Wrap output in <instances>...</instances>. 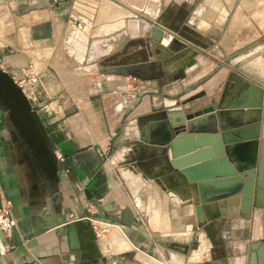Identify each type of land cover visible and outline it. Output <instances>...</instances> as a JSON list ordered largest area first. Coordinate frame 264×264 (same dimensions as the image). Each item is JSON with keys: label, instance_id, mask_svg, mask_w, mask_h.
Instances as JSON below:
<instances>
[{"label": "crops", "instance_id": "crops-1", "mask_svg": "<svg viewBox=\"0 0 264 264\" xmlns=\"http://www.w3.org/2000/svg\"><path fill=\"white\" fill-rule=\"evenodd\" d=\"M117 1L101 0V20L90 21L80 13L85 12L83 0H0V67L14 79L23 76L30 60L46 81L42 88L50 91L48 63L36 66L21 47L25 42L26 47L45 49L37 51L43 58L51 53L50 58L53 52L46 48L55 46L69 18L85 22L83 32L91 29L86 35L75 30L72 37L76 45L87 37L85 67L104 62L99 67L102 78L90 76L83 82L85 73L61 64L56 91L71 89V94L38 104L62 163L56 180L49 178L0 101V204L9 199L15 218L9 235L0 230V264H264V248L259 250L264 245V209L253 208L251 217H244L238 197L232 196L201 204L205 220L199 224L196 203L177 184L175 172H169L167 181L161 177L163 146L139 132L144 118L159 109L220 102L231 106L243 89L254 100L248 81L264 88V0L242 5L240 0ZM130 16L149 19L181 39L164 44L139 31L89 59L93 40L128 30ZM1 31L10 37L2 38ZM107 42H96L94 52L104 51ZM60 52L55 53L57 61L77 54ZM246 125L253 133V123ZM260 133L264 137V105ZM123 148L125 156H134L130 164L120 159ZM149 153L145 165L140 158ZM120 167L153 177L165 198L164 210L159 202L147 213ZM92 218L111 226L103 238L96 236ZM193 238L196 244L190 246ZM162 252L172 262L161 261Z\"/></svg>", "mask_w": 264, "mask_h": 264}, {"label": "water", "instance_id": "water-1", "mask_svg": "<svg viewBox=\"0 0 264 264\" xmlns=\"http://www.w3.org/2000/svg\"><path fill=\"white\" fill-rule=\"evenodd\" d=\"M138 18L149 26L142 31L143 35L159 42L163 28L142 16ZM248 83L256 94L252 101L246 98L243 89L234 105L220 102L186 109H159L144 118L147 120L143 126L139 125L144 139L163 146L167 168L162 172H175L177 184L196 203L194 211L199 224L205 220L201 204L219 199L237 196L239 213L247 218L253 208L264 209V137L260 133L264 88L250 80ZM0 101L10 109L16 126L49 178L56 180L62 163L56 157L37 108L1 67ZM248 113L252 114L250 119ZM251 122L253 133L245 127Z\"/></svg>", "mask_w": 264, "mask_h": 264}, {"label": "rangeland", "instance_id": "rangeland-1", "mask_svg": "<svg viewBox=\"0 0 264 264\" xmlns=\"http://www.w3.org/2000/svg\"><path fill=\"white\" fill-rule=\"evenodd\" d=\"M112 1L118 2L117 0H112ZM246 1L248 2V0H240L239 2H241V5H242V4H245L244 2H246ZM255 1L259 4L263 2L262 0H255ZM100 2H101V0H83V4L85 5V7H84L85 12L83 11V13L82 12H80V13L83 15V17L85 19H89L90 21L101 20L100 15L98 13V6H99ZM255 14H256V12H255ZM0 18H2L1 15H0ZM70 20H73V18H71V19L69 18L66 21V25H67L66 27L67 28L64 30V32L62 31L59 34V37H58L57 42L55 43V46H53L52 49H51V47L46 48L47 51L53 52V54L51 55L50 58H48V57L50 56L51 53L49 54V56H47V57L45 56L44 57L45 60H44L43 56L37 51L38 49H41V50H45V49L32 47V46L26 47V44L23 41L24 44L22 45L21 48L26 50L27 52H29L32 55L33 62L35 63L36 66H43L45 63L46 64L48 63L46 66V68H47L46 70H48L46 76H47L48 82L50 81V83H52L53 86L50 88L49 92H48V90L46 92V90L44 88H42V85L39 84L40 86H38V87L41 88V93H40V96H39L37 102L44 101L45 104H49L55 100L61 101L65 98H68L67 96L71 94V89H69L70 93L65 91V90L60 91V92L56 91V84L59 80L58 75L56 73V70L59 69V66H61V64H65V65L66 64H72L74 67L75 66L77 67V69L80 71V74H81V72H83V75L85 73L83 80L80 78L81 82L87 81L88 78H90V76H91V78L94 77L95 75H96L95 77H97V78L103 77V75L99 71V67H104L103 61H99V62L96 61L97 63L95 64L94 67L92 66L91 69L85 67V66H88V63H87L88 59H86V60L84 59L85 55H83V52H86L88 50L89 44L86 43L87 37L85 36L86 37L85 41L81 42L82 45H76L74 40L72 39V37L74 38V34H76V33L78 34V30H76L75 31L76 33H74V31L69 26ZM81 24H82V22H81ZM82 26H85V22H83ZM82 30L80 29V34L82 33V34L86 35V31H90L91 29L90 30L87 29L84 32ZM1 33H2V36H1L2 38H5L4 36L8 35L3 31H1ZM80 34L78 36H82ZM90 36H88V42H89ZM7 37H10V36H7ZM8 39H11L10 41L12 42L14 38L12 37V38H8ZM81 46H82V48H81ZM17 47H19V46H17ZM60 51L70 52V53H72V52L76 53L77 52V54L74 55V59L65 60V61L64 60H58L57 61L55 53H57V52L61 53ZM37 56L42 57V59H39ZM72 57H73V54H72ZM31 63H32V61L29 60L28 64H31ZM27 68H28V66H27ZM74 71H76V69ZM67 74L68 75L72 74L71 70L68 71ZM39 76H40V79L42 82L44 80L43 76H41L40 73H39ZM44 82H46V81L44 80ZM45 85H47V84H45ZM59 93H63L64 95H60ZM197 96H199V95H197ZM36 108H38V104L36 105ZM142 148H143V150H145L144 147H142ZM147 151H149V150H147ZM125 152H126L125 148H123L122 151L120 152L121 153L120 159L125 164L126 163L130 164V162H132V159L134 156L133 155L129 156V154H128V156L127 155L125 156V154H124ZM150 157H151V154L149 153V155H145V157L142 156L140 159L142 161L145 160L144 164L147 165V163L151 160ZM119 165H120V163H119ZM165 168H167V165L166 166L164 165L162 167L161 171H163ZM120 169H121V173L123 174V176L127 179L129 184H131L133 186V188L136 190L137 194L140 196V198L143 202V207L145 208V211H147V213L148 212L150 213L151 210L153 209V207L155 205H157L159 202L163 203L165 198L162 196V192L159 190V187L156 184L157 182H155L156 180L155 181L153 180L154 179L153 177H147V176L143 177L141 175V171H135L136 173H134V171L130 170L129 168H127L128 172H126V169H124L122 167H120ZM145 173L147 174L148 172H145ZM150 175H153V173ZM168 175H169V172H165V173L162 172L161 173L162 179L166 180V181H167ZM161 200H163V201H161ZM164 208H165V203H163V206H161L162 210H164ZM194 244H196V240H194V238H193L190 241V246H193ZM161 256H162L161 259L163 258V260H161V261L166 260L167 262L168 261L172 262V258H171L169 253H167V257H166L165 253L162 252ZM175 256L180 257L181 263L184 262V257L182 254L176 253ZM165 264H167V263H165Z\"/></svg>", "mask_w": 264, "mask_h": 264}, {"label": "built area", "instance_id": "built-area-1", "mask_svg": "<svg viewBox=\"0 0 264 264\" xmlns=\"http://www.w3.org/2000/svg\"><path fill=\"white\" fill-rule=\"evenodd\" d=\"M69 26L73 31L82 29L81 22L74 18L73 20H70ZM176 38L181 39L180 35H178L175 31L163 28L161 41H163L164 44H168ZM14 80L22 88L26 96L33 102L35 106L39 104L37 100L40 96L41 88L38 86L42 84L39 73L35 70L33 63L29 64L28 68L23 73V76ZM91 225L97 237L104 236L110 231L109 229L111 228V226L107 223L93 218L91 219ZM14 226L15 218L11 212V201L4 198L0 204V230L5 235H9Z\"/></svg>", "mask_w": 264, "mask_h": 264}, {"label": "bare ground", "instance_id": "bare-ground-1", "mask_svg": "<svg viewBox=\"0 0 264 264\" xmlns=\"http://www.w3.org/2000/svg\"><path fill=\"white\" fill-rule=\"evenodd\" d=\"M136 2H137V0H136ZM137 3L140 4L141 0H139ZM139 21H140V19L138 17L130 16L128 18V20H127V22H128L127 29L128 30H126V31L125 30H121L120 32L115 33V34H111V35H109L107 37H100V38H97V39L93 40L91 48H90V57H89V59H93L94 57L102 55L106 51H109L111 49L119 47L121 42L123 41L125 35L133 34L135 32H139V31H146L149 28L148 23L145 20H142L143 21L142 23H139ZM105 39H107L108 42L103 44V46L105 47L104 51H102L101 53H97L96 54L94 52V49H95L94 44L96 42L98 43L99 40L103 41ZM103 237L104 236H102L101 238H103Z\"/></svg>", "mask_w": 264, "mask_h": 264}]
</instances>
